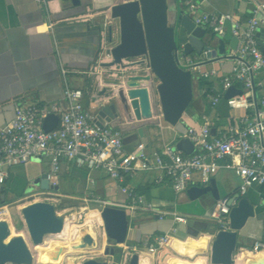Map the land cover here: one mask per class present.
I'll use <instances>...</instances> for the list:
<instances>
[{
  "label": "crops",
  "instance_id": "obj_1",
  "mask_svg": "<svg viewBox=\"0 0 264 264\" xmlns=\"http://www.w3.org/2000/svg\"><path fill=\"white\" fill-rule=\"evenodd\" d=\"M126 1L128 0H76L74 3L73 0H49L44 6L36 0H0V128L6 126L13 118L14 102L36 104L40 107L51 104L65 107L64 90L67 86L83 92L82 108L93 113L109 95L115 96L125 89L128 91L126 76L134 74L132 69L103 67L104 63H98L102 43L100 27L94 23L72 21L79 15L90 12H109L114 4ZM195 2L201 12L233 13L243 21L251 18L256 6L259 5L261 10L255 16L260 20L264 19V0H195ZM169 7L171 20L179 9L190 16L183 0H179L178 3L176 0H169ZM52 23L54 26L51 27ZM261 26L264 28V25ZM113 28L114 44H117L118 21L113 22ZM206 32L212 48L218 49L221 39L209 31ZM230 40V34L222 40L224 47L218 56H226L229 53ZM123 64L127 63L123 61ZM208 65L207 67H217L218 64L215 62ZM225 65L228 71L230 62ZM63 70L67 72L63 74ZM260 79L264 80V73L260 75ZM156 85L157 80L150 84L152 87ZM205 87L204 81L194 84L193 107L201 116L208 115L214 118L203 97ZM146 88L148 90V86ZM153 99L157 103V95L149 93L150 105L154 104ZM242 113L241 110L231 112L233 115ZM156 116L158 112L151 109L144 118ZM184 120L187 126L201 122L198 120L195 123L188 117ZM225 127V120L216 121V129ZM120 131L124 136L125 149L130 153H138L141 150L147 153L161 151L166 145L175 146V142L181 137L177 128L162 119L159 124L127 132ZM50 170L51 159L45 156L11 168L6 183L2 186L5 194L3 203L0 191V206L16 203L32 193H43L32 189L33 181L44 173H50ZM159 175L157 171L138 170L132 176L126 177L123 184L118 185L102 171L62 161L56 178L51 179V182L58 184L60 188L58 192H54V203L57 205L63 201L92 200L87 203H106V206L123 208L128 199L122 188L130 187L143 195L155 210L138 211L131 216L127 213L129 229L124 245L139 248L135 253L140 256L139 264H175L178 260L194 262L197 258L208 264L210 243L217 232L215 223L210 218L216 200L210 193L198 199H191L187 194L188 189L176 193L170 181L163 184L155 182ZM212 178L216 181L220 199L235 198V202L238 201L236 196L240 195L238 190L240 180L231 169L221 168ZM192 179L189 188L203 184L197 173ZM241 197L248 198L254 204L256 215L249 219L239 232L234 264H264V249H254L255 244L262 241L264 236V186H255ZM162 212L168 215L162 216L160 214ZM176 216L180 220H176ZM161 236H169V243L155 251L151 250L149 244L152 243V239ZM200 238L208 240L207 250L203 254L191 256L186 253L189 250L180 245L189 239ZM168 248L177 256L167 255L165 251Z\"/></svg>",
  "mask_w": 264,
  "mask_h": 264
},
{
  "label": "built area",
  "instance_id": "obj_2",
  "mask_svg": "<svg viewBox=\"0 0 264 264\" xmlns=\"http://www.w3.org/2000/svg\"><path fill=\"white\" fill-rule=\"evenodd\" d=\"M36 1L44 6L49 2ZM183 1L197 26L210 30L213 36L221 40L228 34L231 39H237L235 48L231 47L226 56L208 63L217 62V67H207L209 65L198 56L185 54L182 46L178 50V65L190 72L194 84L201 81L207 83L208 91L204 90L203 94L209 111L214 114V118L202 115L199 124L189 125L186 133L181 135V138H187L194 144V153L186 155L171 144L151 153L144 150L127 152L123 133L111 127H98L94 113L82 108L83 92L67 86L64 90L65 107L58 104L40 107L36 104L13 103V118L0 128V187L6 183L11 168L44 156L51 159L48 179L53 185L56 184L51 179L56 178L60 163L69 161L79 167L102 171L118 185L123 184L126 177L132 176L135 171H157L160 175L155 182L163 184L170 181L176 193L189 188L194 174L197 173L205 184L221 168L231 169L238 177L241 196L255 186H264V80L260 79L264 73V53L257 38L264 19L255 16L261 6L257 5L254 15L243 21L233 13L201 12L195 0ZM72 21L98 25L102 33L98 63L113 61L111 49L115 45L114 28L113 42L108 40L107 28L113 26L116 20L111 18L110 11L90 12ZM50 26H54V23ZM124 62L130 64L135 59ZM227 62L231 64L228 71L225 68ZM66 72L63 70L62 73ZM231 87L239 89L241 94L225 100L224 94ZM223 100L229 108V115L225 119L226 127L216 129V121L223 120L217 111ZM234 110L243 113L233 115L231 112ZM52 113L58 115L59 122L56 128L46 132L42 129L43 121ZM158 116L161 117V114L158 113ZM122 190L128 199L122 209L130 216L138 211H155L145 197L134 189L125 186ZM27 199L54 203L55 193H32ZM91 201L84 200L85 203ZM102 205L105 207L107 204ZM8 210L7 205L0 206V217L8 216ZM230 210L228 200L219 199L211 209L210 218L221 229H228ZM160 214L168 215L166 212ZM175 219L180 220L178 216ZM168 243L169 236H161L154 237L149 245L155 251ZM120 249V264H126L139 251L133 245H122ZM254 249H264V242H257Z\"/></svg>",
  "mask_w": 264,
  "mask_h": 264
},
{
  "label": "water",
  "instance_id": "obj_3",
  "mask_svg": "<svg viewBox=\"0 0 264 264\" xmlns=\"http://www.w3.org/2000/svg\"><path fill=\"white\" fill-rule=\"evenodd\" d=\"M73 2L76 3V0ZM176 2L178 3L179 0ZM110 15L113 20L118 21L119 42L111 49L113 61L102 65L120 67L121 70L132 69L134 74L126 76L128 91L125 89L115 96L109 95V98L96 108L94 112L96 125L100 128L110 126L127 132L159 124L162 119L180 132L186 111L194 101V82L190 72L178 65V50L182 46L185 54L196 55L208 64L210 61L222 59V56L218 55H221L219 52L224 47V42L221 40L218 49H213L206 30L197 26L192 18L182 13L180 9L176 10L171 20L169 0H128L111 6ZM107 33L109 42H113V26H108ZM257 38L264 53L262 41L264 28L259 29ZM236 44L237 39L232 38L230 46L235 48ZM128 59H135V62L123 64V61ZM154 80H157V85L152 87L150 84ZM149 93L157 95V103L154 98V104L150 105ZM239 94H241L239 89L231 87L225 92L224 98L228 100ZM151 109L160 113L161 117L144 118ZM129 119L132 121L127 122ZM58 122V115L49 114L43 121L42 129L49 132L57 127ZM185 133H180V136ZM175 149L186 155H192L195 146L189 139L180 137L175 142ZM48 174L44 173L36 178L32 189L58 192L60 190L58 184H51ZM0 191L3 203L4 187H1ZM209 193L216 201L220 199L213 178L208 183L187 190L191 199H198ZM236 199L238 200L236 202L235 198L228 200L231 208L228 215L229 228L217 230L211 240L209 257L211 264L235 263L234 253L238 246L239 232L248 220L256 215V207L248 198L237 195ZM55 207L53 203L46 201L30 202L22 206L23 223L33 246L42 245L48 235L63 233L65 217L59 215ZM100 215L107 244L104 255L114 257L127 240L128 214L122 208L106 206L101 210ZM11 231L10 223L0 219V264H33L34 256L26 239L23 236L12 237ZM262 241L264 242V236ZM96 247V238L89 232H84L77 248L91 250ZM139 262L140 256L133 254L126 264H139ZM82 264L110 263L89 259Z\"/></svg>",
  "mask_w": 264,
  "mask_h": 264
},
{
  "label": "rangeland",
  "instance_id": "obj_4",
  "mask_svg": "<svg viewBox=\"0 0 264 264\" xmlns=\"http://www.w3.org/2000/svg\"><path fill=\"white\" fill-rule=\"evenodd\" d=\"M209 32H211L209 30ZM180 40L178 36V41ZM180 43V42H179ZM36 201H41V200H36ZM30 202H35L31 199L23 198L19 201L13 202L12 204L7 205L8 206V213L9 215L4 217L1 216L0 219H5L10 223L11 226V236L16 237V236H23L27 243L28 246L34 256V263L33 264H41L40 262V252L48 247L49 242L52 241H62L66 240L67 237L64 235V237H56L55 235H48L46 236L44 243L42 245L38 246H33L31 240L29 239V236L27 234V230L24 226L23 223V217L21 214V208L22 206L29 204ZM64 202V203H63ZM61 204L56 205V211L59 215H62L64 217H70L71 221L75 225L81 226L84 224V221L86 220V216L89 212L91 211H97L99 214L101 210L104 208V206L100 203H85V202H65L63 201ZM106 207V206H105ZM84 208V209H83ZM103 221L101 219L100 215V222H97L96 224V241H97V247L92 250H86L82 251L79 253H72L67 255L65 258L64 262L62 264H82L84 261L89 260V259H95L98 261H105L110 264H120V262H115V259H113L112 256H105L104 255V246H107L106 244V236L104 232V227H103ZM101 225V226H99ZM99 243V244H98ZM99 248V249H98ZM102 251V252H101ZM164 251V250H163ZM162 251V252H163ZM167 255H172V256H177L173 250L171 249H166L165 251ZM208 264H210L209 261V256H207ZM166 264V263H165Z\"/></svg>",
  "mask_w": 264,
  "mask_h": 264
},
{
  "label": "bare ground",
  "instance_id": "obj_5",
  "mask_svg": "<svg viewBox=\"0 0 264 264\" xmlns=\"http://www.w3.org/2000/svg\"><path fill=\"white\" fill-rule=\"evenodd\" d=\"M97 222H100V214L94 210L87 214L86 220L81 226L75 225L73 221H71L70 217H65V226L63 233L55 236L64 237L65 235L67 239L62 241L51 240L48 244V247L40 252L39 257L41 264H62L67 255L86 251L87 249H78L77 246L81 243V238L84 232H89L94 236V238H96ZM207 244L208 240L206 238H200L198 240L189 239L186 242H182L180 245L187 248L189 252L186 253L192 256L195 254L205 253L207 250ZM175 264H204V262L203 259L197 258L194 262L178 260L177 262H175Z\"/></svg>",
  "mask_w": 264,
  "mask_h": 264
},
{
  "label": "trees",
  "instance_id": "obj_6",
  "mask_svg": "<svg viewBox=\"0 0 264 264\" xmlns=\"http://www.w3.org/2000/svg\"><path fill=\"white\" fill-rule=\"evenodd\" d=\"M213 35V34H212ZM205 90L206 91H208V85H207V83H205ZM203 97H205V94H203ZM194 105H193V102H192V104L189 106V108L187 109V111H186V114H185V116H184V118H189L190 120H192V121H194L195 123H197L198 122V120H201V115H200V113L198 112V110H196L194 107H193ZM217 111H218V113L220 114V116H221V118L223 119V120H225L227 117H228V115H229V108H228V106H227V104H226V101L225 100H223L221 103H220V105L218 106V108H217ZM187 122L183 119V122H182V124L180 125V133H184V132H186V130H187ZM0 205H1V203H0ZM215 228L217 229V230H219V229H221L219 226H217L216 224H215ZM121 257H122V254H121V250H119L116 254H115V256H114V258H115V262H120L121 261Z\"/></svg>",
  "mask_w": 264,
  "mask_h": 264
}]
</instances>
